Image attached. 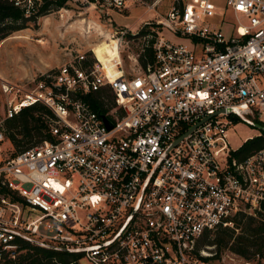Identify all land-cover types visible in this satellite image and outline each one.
Here are the masks:
<instances>
[{"label": "built area", "instance_id": "2783aa9c", "mask_svg": "<svg viewBox=\"0 0 264 264\" xmlns=\"http://www.w3.org/2000/svg\"><path fill=\"white\" fill-rule=\"evenodd\" d=\"M12 1L25 15L36 8ZM86 1L121 10L132 0ZM224 2L229 18L212 0L173 4L162 22L190 42L150 34L154 63L135 73L83 67L81 53L19 96L1 82L15 92L8 116L33 102L55 116L51 138L0 157V183L17 196L0 192V264L23 239L92 264H251L197 246L238 212L264 219V146L238 157L228 139L238 119L264 125V0ZM104 84L115 104L99 112L82 94Z\"/></svg>", "mask_w": 264, "mask_h": 264}, {"label": "rangeland", "instance_id": "374dc122", "mask_svg": "<svg viewBox=\"0 0 264 264\" xmlns=\"http://www.w3.org/2000/svg\"><path fill=\"white\" fill-rule=\"evenodd\" d=\"M181 0H132L129 7L115 9L103 4L92 5L86 0H67L58 8H53L43 14L26 21L27 26L11 32L0 40V128L4 139L0 141V157L6 158L14 151L4 121L7 117L8 99L13 97L14 90L5 93L1 82L8 81L21 88L18 96L28 91L35 80L46 73L56 71L63 64L77 63L78 55L84 54L83 60L98 61L92 47L104 40L113 38L119 40V66L126 74L139 71L141 65L138 54L143 41L151 39V31L146 37L136 32L145 24L151 30H158L167 38L190 42L188 39L173 34L164 24L166 14L173 4ZM230 17V11L225 7L224 0H212ZM227 9V10H226ZM226 10V11H225ZM214 23L217 16L208 18ZM149 27V26H148ZM224 30V26L222 27ZM117 63V61H113ZM261 130L245 121L236 120L228 128V139L232 147H238L243 141L256 136ZM26 140L23 141L25 143ZM240 228H236V232ZM213 249H215L213 247ZM227 249L220 252L226 255ZM251 264H261L257 259ZM80 264H92L87 258L80 257Z\"/></svg>", "mask_w": 264, "mask_h": 264}, {"label": "trees", "instance_id": "16d2710c", "mask_svg": "<svg viewBox=\"0 0 264 264\" xmlns=\"http://www.w3.org/2000/svg\"><path fill=\"white\" fill-rule=\"evenodd\" d=\"M66 1L34 0L35 10L30 15H25L23 9L15 5L12 0H0V40L11 32L26 27L27 20L53 8L61 7ZM156 25V23L145 24L136 33L146 37L151 31L150 34L154 37L158 34V30L154 28L151 30L150 26ZM153 37L148 42L147 40L143 41L141 51L137 56L142 68L154 63ZM115 41V39L109 38V40L106 39L93 46L94 55L108 71L114 65L113 61H120L113 46ZM83 61L84 66H90L93 63L88 59ZM82 97L99 112H106L115 104V94L108 84L100 86L97 90L83 93ZM54 116L48 105L42 102H33L22 106L12 116L7 117L4 121L7 130L6 136L15 147L11 155L23 148L37 144L42 139L51 138L50 126ZM24 140H26L25 143H23ZM262 146H264V129L261 130L260 134L243 141L237 147L236 154L238 157H245ZM0 192L11 194L12 198L17 197L1 183ZM233 220V226L220 225L214 230H205L199 237L197 246L213 245L216 255L225 249H229L245 260L257 259L258 262L262 261L261 264H264V219L238 212L233 216ZM237 227L240 229L236 232ZM22 245L25 250L15 260L6 261L3 264H80L81 255L77 252L43 246L27 239L22 240Z\"/></svg>", "mask_w": 264, "mask_h": 264}, {"label": "water", "instance_id": "95a60500", "mask_svg": "<svg viewBox=\"0 0 264 264\" xmlns=\"http://www.w3.org/2000/svg\"><path fill=\"white\" fill-rule=\"evenodd\" d=\"M87 3H88V2H87ZM101 116H102V119L104 120V122L107 124V126H108V127H111L112 124H111V122L108 121V119L106 118V116L103 115V114H101ZM251 124L254 125V126H257L260 130H263V129H264V125L261 124V123H259V122H251ZM178 139H179V138H177L173 143L177 142ZM31 240H32L33 242L38 243V244H41V245H43V246L52 247V248H55V249H60V250H64V251H66V249L63 248V247L55 246V245L48 244V243H43V242H41V241H39V240H36V239H31ZM71 251H74V250H71Z\"/></svg>", "mask_w": 264, "mask_h": 264}, {"label": "bare ground", "instance_id": "6f19581e", "mask_svg": "<svg viewBox=\"0 0 264 264\" xmlns=\"http://www.w3.org/2000/svg\"><path fill=\"white\" fill-rule=\"evenodd\" d=\"M114 48H115V50H116V53H117V56L120 58V54H119V40H116L115 42H114ZM92 50H93V47H92ZM97 58V57H96ZM99 60V59H98ZM100 61V60H99ZM101 62V61H100ZM102 63V62H101ZM113 64H115V63H113ZM102 65H103V63H102ZM103 68L105 69V71L108 73V74H115V73H117L118 71H117V69L116 68H114V65L113 66H111V68H110V70L108 71L107 70V68L103 65Z\"/></svg>", "mask_w": 264, "mask_h": 264}]
</instances>
